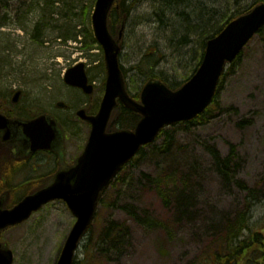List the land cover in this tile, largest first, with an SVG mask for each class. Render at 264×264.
Listing matches in <instances>:
<instances>
[{"label":"rangeland","instance_id":"1","mask_svg":"<svg viewBox=\"0 0 264 264\" xmlns=\"http://www.w3.org/2000/svg\"><path fill=\"white\" fill-rule=\"evenodd\" d=\"M152 1L122 3L124 8L129 7V17L125 19L128 26L120 63L133 94L152 71L165 77L170 85L183 82L193 73L202 52L199 31L183 39L186 27L176 11L163 10V16H159L160 7L152 6ZM238 2V6H245L252 0ZM94 3L95 0H0V16L5 18L0 26V109L5 110L1 112L51 113L69 134L67 149L71 152L84 144L87 128L81 123L77 135L74 133L79 125L74 115L79 102L70 97L75 89L63 82L65 69L84 62L98 89L91 98L76 91L79 104L87 100L84 104L88 106L102 96V50L88 37L90 32L94 39ZM204 3L202 10L207 12L209 3ZM220 19V15L214 17ZM66 34L76 35L84 43L71 37L65 39ZM146 53L157 57L151 70L142 63ZM136 65H140V71L134 69ZM16 89L22 93L19 101L12 104L10 98ZM217 91L213 107L203 117L190 124L167 127L168 139L161 135L121 170L114 186L103 194L95 219L76 251L74 264H198L210 240L222 236L224 229L235 222L250 200L251 190L256 198L249 230L263 227L264 31L257 33L226 67ZM57 101H63L67 108H58ZM232 148L234 160L226 179L212 153L221 159ZM162 166L167 171L182 169L186 177L167 184L168 189L172 186L178 190L169 209L162 206L158 194L145 189L146 175L158 174ZM26 173L27 167H20L18 178L22 180ZM125 203L166 219L173 235L137 224L122 210ZM74 220L66 205L55 200L25 222L1 231L0 240L11 249L12 264H55ZM109 221L128 227L125 241L116 252H105L99 240L109 228ZM249 230H244V234Z\"/></svg>","mask_w":264,"mask_h":264},{"label":"water","instance_id":"2","mask_svg":"<svg viewBox=\"0 0 264 264\" xmlns=\"http://www.w3.org/2000/svg\"><path fill=\"white\" fill-rule=\"evenodd\" d=\"M118 0H95L91 14L95 39L103 50L106 70L105 89L95 115H87L83 108L76 113L90 124L88 138L76 165L57 172L46 187L24 196L10 209L0 203V231L19 224L53 200H62L75 217L59 252L56 264H72L80 241L92 224L103 192L123 165L139 149L152 143L161 129L194 119L211 103L220 76L264 26V2L253 5L246 12L229 20L223 28L205 43L202 59L180 87L170 89L160 80L148 79L136 101L128 94L125 77L119 62L123 24L113 35L108 27V16ZM115 4V5H114ZM63 80L89 92L84 63L69 67ZM21 91L13 93L18 101ZM139 114L132 129L106 131L117 102ZM61 105V104H60ZM0 134L3 141L15 143L25 153L37 149L62 147L63 133L55 120L47 114L33 119L6 117L0 114ZM12 252L6 243H0V264H12Z\"/></svg>","mask_w":264,"mask_h":264},{"label":"trees","instance_id":"3","mask_svg":"<svg viewBox=\"0 0 264 264\" xmlns=\"http://www.w3.org/2000/svg\"><path fill=\"white\" fill-rule=\"evenodd\" d=\"M204 2L205 0H154L151 2V5L154 7L159 5V16H163V10H167L169 12L171 11L172 13H174L173 11H176L175 14L179 17L178 20H181L182 24H185L184 26L186 27V35L185 37H183V39L187 40L188 36H191L192 33L197 35V32L199 31L200 36H202V52L200 59L203 55L205 43L209 38L216 35L229 20L239 14L246 12L253 5L264 2V0H252L250 4L245 6H238V0H206V3L208 2V6L210 7L208 8L207 12L202 10L205 4ZM122 3L123 0L119 1L118 8H114L111 11L110 16L112 19V29L113 23H115V18L117 16H121V14H128L129 12V7L127 6L126 8H124ZM183 5L185 6V9L189 10V12H186L185 9L182 8ZM219 15L221 16V19L214 20V17ZM4 23V16H0V26ZM36 31L37 27H35V32ZM262 31H264V27H262L259 32ZM69 37L73 38L74 41L79 42L80 44L84 43L83 39L78 40L76 35H65V39ZM88 37L92 42H96V40L92 39L90 32H88ZM89 46L90 45H86V47ZM200 59L192 72L195 71L200 62ZM156 62L157 57L154 54L146 53L142 60L143 66H145L147 70L153 69V66L156 64ZM135 69L140 71V65H136ZM149 78L163 81L173 89L179 87L183 83L175 82L173 85H170L167 83L165 77L160 74L157 75L153 73V71L149 75H147L145 80ZM221 80L222 77L218 84V88L221 86ZM217 93L212 104L208 108H206L202 114L198 115L195 119L185 123L190 124L195 122L196 119L198 120L203 117L213 107V103L215 102V99L218 95ZM134 95L135 98H137L138 92ZM123 110V115L119 119L118 124L120 126L131 127L134 124L133 120L136 115L124 107ZM161 135H164V138L168 139L170 134L165 129H162L158 137H160ZM212 154L214 160L219 162V168L221 169L222 176L227 179L230 175V162L232 165V162L234 160L233 148L228 155L222 157L221 159H217V155L214 152ZM169 170L170 171H167L165 166H162L158 174L154 176L146 175L148 187H146L145 189L158 194L161 204L165 209H169L168 207L170 206L171 198L176 199L178 193L176 187L171 186L168 189L167 184H169L171 181H174V179L176 178L181 180L186 178L185 173H183L182 169L174 168V170ZM117 179L118 176L112 181V186H114V183ZM121 184H123V181H121ZM161 186L163 187V189L161 188ZM239 186L243 187L244 185L240 183ZM249 198L250 200L246 202L244 208L237 214L235 222L227 226L226 230L224 229L223 235H219L218 237L216 236L212 238V240H210L211 242L203 251L204 257L200 259L198 264H264V232H262L264 230V225L261 229L249 230L251 219L250 216L252 215L251 208L254 206L253 200L256 198L253 190L250 191ZM122 208V210L126 212L134 222L141 225L142 227L160 229L165 232L166 236L169 237L173 235L174 231L171 228L170 222L166 219L153 216L148 209H139L137 208V205H134L132 203H125L124 205H122ZM127 229V225L123 223H115L109 221V228H107L106 231L102 233L101 238L99 239L104 251L109 252L111 250V252H116L120 245H122L125 241ZM244 230H249L250 232L248 234H244ZM162 244H164L163 240H161V245Z\"/></svg>","mask_w":264,"mask_h":264},{"label":"flooded vegetation","instance_id":"4","mask_svg":"<svg viewBox=\"0 0 264 264\" xmlns=\"http://www.w3.org/2000/svg\"><path fill=\"white\" fill-rule=\"evenodd\" d=\"M128 17L129 15H127V18ZM127 26L128 24L126 22L125 27ZM101 66H102V73L104 74L103 81L100 83L102 85V96H103V92L105 88L106 71H105L104 63ZM85 73L87 77V85H89V92H85L82 88L79 87L68 86L75 89L74 95L70 96L73 97L74 99L73 102L80 103V99L76 91H78L80 94L84 96L91 98L93 92L95 91V89H97L95 88L94 83L91 82L90 80L88 69H86V65H85ZM102 96L100 97L99 101L98 99H95L92 102V104H89L88 106L84 104L87 100L83 103V105L79 103L76 105L79 106L77 109H75L74 115L76 116V121H78L79 125L75 127L74 133L75 135H77L80 129L78 127H80L81 123H84L85 127L87 128L85 142L87 140L90 125L87 121L82 120L79 116H77L76 113L79 109L83 108L87 115H95L99 109ZM10 102L12 104L17 103L12 101V97L10 98ZM56 106L60 109L67 108V104H65L63 101H57ZM123 107H124L123 105L121 106V108L119 107L116 112L117 114L116 116L118 120L123 115V111H124ZM1 111H5V110L0 109V113H2ZM30 113L31 114L29 116L14 115V114H18L15 112H13L12 114L6 113V115L14 116V117L20 116L30 119L35 118L37 115L42 113L50 115L51 118L55 120L57 126L61 129L63 133L62 147L55 146L54 148L37 149L34 151L30 150L28 152L21 153L18 151V147L15 143L9 141H3L0 134V203L3 209L12 208L25 195L29 193H33L41 188L48 186L54 180V176L56 175L57 172L65 171L70 167L75 166L77 162L76 160L82 154L85 145L84 142L83 145L81 144L78 145L77 150L75 152L69 151V149H67V141L69 139L68 138L69 134L54 115H52L49 112H38V113L30 112ZM136 120H137V116L134 117L133 123ZM108 130H109V124L106 127V131ZM23 166L27 167V173L25 177L21 180L18 178L19 177L18 175H19V168Z\"/></svg>","mask_w":264,"mask_h":264}]
</instances>
